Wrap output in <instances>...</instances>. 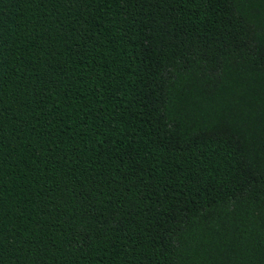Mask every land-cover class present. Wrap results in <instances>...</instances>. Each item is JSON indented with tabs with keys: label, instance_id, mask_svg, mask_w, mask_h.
<instances>
[{
	"label": "trees",
	"instance_id": "16d2710c",
	"mask_svg": "<svg viewBox=\"0 0 264 264\" xmlns=\"http://www.w3.org/2000/svg\"><path fill=\"white\" fill-rule=\"evenodd\" d=\"M0 264H264V0H0Z\"/></svg>",
	"mask_w": 264,
	"mask_h": 264
}]
</instances>
